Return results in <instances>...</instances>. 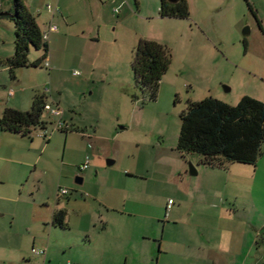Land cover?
<instances>
[{
  "label": "rangeland",
  "instance_id": "374dc122",
  "mask_svg": "<svg viewBox=\"0 0 264 264\" xmlns=\"http://www.w3.org/2000/svg\"><path fill=\"white\" fill-rule=\"evenodd\" d=\"M122 1L126 7L118 16L113 7ZM110 3L76 0L71 5L69 14L78 20L74 31L83 25L85 34L96 40L73 35L64 47L54 45L48 55L51 66L43 63L20 68L12 79L0 63V116L11 98L20 99L22 106L30 109L33 94L49 88L60 99L62 120L70 127L52 133L50 147L39 164L35 161L41 153L32 149L31 137L38 142L42 128L26 137L0 127V264H45L44 256L33 252V247L43 250L41 237H46L40 217L56 202L53 193L73 189L67 177L73 187L79 186L76 176L81 172L67 176L66 171L79 163L84 137L102 148L118 130L129 145L132 165L144 167L155 156L154 142H177L181 114L190 101L212 96L236 105L244 95L264 101V0H188L190 17L186 19L161 17V0ZM7 5L9 0L1 1L0 9ZM135 32L153 36L172 53L155 99L135 82L132 63L136 43L130 41ZM14 39V22L0 18V58L14 53ZM41 52L32 49L31 60ZM17 79L22 86L13 82ZM21 87L24 91L20 93ZM11 89L15 97L10 96ZM43 119L52 130V122L59 116L45 111ZM118 157L108 169L121 167L124 161L120 154ZM129 157L124 164L128 165ZM107 159L116 160L108 156L106 164ZM257 162V175L248 182V189L238 187L235 194L240 203L248 198L251 209L247 212L259 224L264 221V147ZM190 163L197 168L195 160ZM42 169H46L44 173ZM261 230L263 242L264 228ZM66 262L62 253L53 264Z\"/></svg>",
  "mask_w": 264,
  "mask_h": 264
},
{
  "label": "crops",
  "instance_id": "0c3cea01",
  "mask_svg": "<svg viewBox=\"0 0 264 264\" xmlns=\"http://www.w3.org/2000/svg\"><path fill=\"white\" fill-rule=\"evenodd\" d=\"M75 1L25 0L43 32L49 31L51 24L58 27L49 32L50 50L56 44L64 47L73 35L91 42L96 40L92 34H85L83 25L74 31L78 20L69 12ZM101 1L114 6L117 0ZM10 6L9 3L2 10L8 11ZM125 7L122 1L113 11L119 16ZM140 39L155 40L153 36L135 32L130 41L137 45ZM18 84L23 85L20 81ZM20 89V93L24 91ZM37 94L47 95L49 103L60 105V99L49 88L36 91L32 103ZM10 96H16L13 89ZM13 100L8 101L7 107L26 109L20 99ZM53 132L48 137L40 132L38 142L31 137L32 149L41 153L36 158L37 164L48 151ZM84 140L79 163L71 164L66 171L67 176L81 172V176H76L79 186L73 187L67 177V184L73 189L68 194H61L60 189L53 193L56 202L40 217L46 237L43 240L41 237L45 253L38 255L44 256L45 264H53L62 253L67 257L66 264H262L264 241L260 235L264 221L258 224L247 212L251 209L248 198L240 203L235 194L238 187L248 189V182L257 175L258 162L257 165L228 163L224 168L202 165L197 155L182 154L177 149V140L168 144L154 142L155 156L143 167L139 163L132 165L129 145L120 138L118 130L102 148L90 139ZM118 154L124 162L129 157L128 165L122 162L121 167L108 169L111 165L106 164V158L114 156L116 163ZM87 157L91 166L82 169ZM192 160L197 164L195 175L189 171ZM45 170L42 169L43 173ZM64 178L62 173L60 181ZM80 179L81 183L77 182ZM170 199H174L173 204ZM59 209L67 211L65 228L55 221ZM33 238L36 240L37 236Z\"/></svg>",
  "mask_w": 264,
  "mask_h": 264
},
{
  "label": "trees",
  "instance_id": "16d2710c",
  "mask_svg": "<svg viewBox=\"0 0 264 264\" xmlns=\"http://www.w3.org/2000/svg\"><path fill=\"white\" fill-rule=\"evenodd\" d=\"M9 3L11 6L7 12L14 13V16L0 15V18H11L14 22L15 47L14 53L0 63L8 67L11 77L15 78L18 69L39 67L45 63L50 48L37 16L29 10L25 0H9ZM159 14L164 18H189L188 0L176 3L161 0ZM32 49L43 53L31 60ZM171 61V50L165 44L152 39L138 41L132 63L134 78L136 85L152 99L157 98L161 79L169 70ZM47 99V95L37 94L29 110L5 108L0 117L1 129L31 137L34 129L48 124L43 119ZM181 122L177 149L184 155H197L202 165L224 168L228 163L256 164L262 154L264 101L250 95H244L236 105L212 96L190 101L181 114ZM66 216L65 209L57 210L56 223L65 228Z\"/></svg>",
  "mask_w": 264,
  "mask_h": 264
},
{
  "label": "built area",
  "instance_id": "2783aa9c",
  "mask_svg": "<svg viewBox=\"0 0 264 264\" xmlns=\"http://www.w3.org/2000/svg\"><path fill=\"white\" fill-rule=\"evenodd\" d=\"M56 30H58V27L56 25H54V24H51L49 26V31L44 32V34H43L44 35V39L45 40H48V38H49V32L50 31H56ZM44 64L47 67L50 66V62L48 60H46ZM75 73L76 74H80V71L76 70ZM46 111L48 113H50L51 115L59 116V119H58V121L52 122V123H54V127H53L52 130H50L48 126L42 128L41 133H42L43 136H47L48 137L51 131H55V130H65L66 128L69 127V125L67 123H64V121L62 120V116H63L64 111L60 107L59 104L49 103L48 102L47 105H46ZM89 166H90V159H89V157H87L85 163L81 166V168L82 169H87V168H89ZM60 193L61 194H68L69 193V190L66 189V188L60 189ZM169 203L170 204H173L174 203V199H170ZM33 252L36 253V254H44L45 253V250H41V249L34 248L33 249Z\"/></svg>",
  "mask_w": 264,
  "mask_h": 264
},
{
  "label": "water",
  "instance_id": "95a60500",
  "mask_svg": "<svg viewBox=\"0 0 264 264\" xmlns=\"http://www.w3.org/2000/svg\"><path fill=\"white\" fill-rule=\"evenodd\" d=\"M170 2H172V3H176L177 1H179V0H169ZM0 15H9V16H14V13H12V12H7V11H2V12H0ZM107 163L109 164V165H112L113 163H114V160H112V159H109V160H107ZM189 171H190V173L192 174V175H195V174H197V168H196V166L195 165H193L192 163H190V166H189ZM81 179L80 180H77V182H80L81 183Z\"/></svg>",
  "mask_w": 264,
  "mask_h": 264
}]
</instances>
